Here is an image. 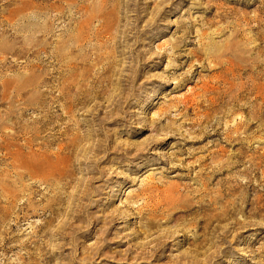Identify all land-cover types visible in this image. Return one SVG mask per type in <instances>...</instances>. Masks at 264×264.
Wrapping results in <instances>:
<instances>
[{
  "label": "rangeland",
  "instance_id": "rangeland-1",
  "mask_svg": "<svg viewBox=\"0 0 264 264\" xmlns=\"http://www.w3.org/2000/svg\"><path fill=\"white\" fill-rule=\"evenodd\" d=\"M0 264H264V0H0Z\"/></svg>",
  "mask_w": 264,
  "mask_h": 264
},
{
  "label": "bare ground",
  "instance_id": "bare-ground-1",
  "mask_svg": "<svg viewBox=\"0 0 264 264\" xmlns=\"http://www.w3.org/2000/svg\"><path fill=\"white\" fill-rule=\"evenodd\" d=\"M204 186V185H203ZM205 194V193H204ZM191 212V211H190ZM207 224V223H206Z\"/></svg>",
  "mask_w": 264,
  "mask_h": 264
}]
</instances>
